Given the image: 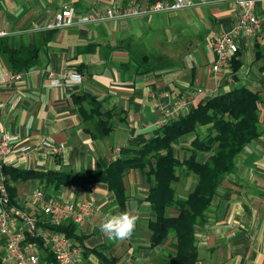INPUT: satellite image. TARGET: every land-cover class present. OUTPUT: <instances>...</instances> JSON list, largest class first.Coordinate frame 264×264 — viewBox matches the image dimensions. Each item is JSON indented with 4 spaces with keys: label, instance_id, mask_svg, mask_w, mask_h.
I'll use <instances>...</instances> for the list:
<instances>
[{
    "label": "crops",
    "instance_id": "1",
    "mask_svg": "<svg viewBox=\"0 0 264 264\" xmlns=\"http://www.w3.org/2000/svg\"><path fill=\"white\" fill-rule=\"evenodd\" d=\"M151 1L0 0V33L5 34L0 36V72L23 74L10 88L0 90V129L18 137L21 146L39 148L15 167L43 174L16 182L15 202L34 214L32 195L37 189L72 202L93 196L94 214L75 226L74 243L83 250L87 264H167L176 253V243L173 236L157 246L151 241L150 185L141 170H128L123 179L124 207L106 184L78 187L64 185L57 178L104 170L124 153L133 154L162 128L156 124L162 117L160 106H170L197 88H203L205 95L195 104L245 87L260 94L261 134L237 157L235 172L225 176L206 221L197 227V264H264V2L255 8L262 25L260 34L254 39H235L237 71L232 61L218 73L212 70L216 60L213 38L231 31L239 21L240 9L230 2L212 0L179 12L47 28L65 6L77 14L105 13ZM158 32L163 37L162 48L173 46L176 55L162 53L151 58L146 52ZM67 71L82 74L83 81L53 87L49 75ZM84 94L114 112V126L107 137L92 136L93 127L81 111L88 113L90 104L80 100L81 109L76 102ZM208 128L202 126L188 138L177 140L176 157L187 159L192 142L197 136L204 137ZM47 139L60 146L59 156L41 150ZM210 155L204 152L198 158L206 161ZM180 179L177 194L185 198L197 180L187 172ZM125 210L138 216L135 231L125 240H109L99 225L106 215ZM168 215L177 217L179 212L169 208ZM0 259L8 264L3 238Z\"/></svg>",
    "mask_w": 264,
    "mask_h": 264
},
{
    "label": "trees",
    "instance_id": "2",
    "mask_svg": "<svg viewBox=\"0 0 264 264\" xmlns=\"http://www.w3.org/2000/svg\"><path fill=\"white\" fill-rule=\"evenodd\" d=\"M238 55L239 52L232 59L235 71L239 69V62L236 61ZM80 100L90 104L88 113L81 107L83 102ZM76 102L85 110L81 111L86 122L93 127L90 130L92 136L96 139L107 137L114 126V112L104 109L101 102L90 94H84L77 98ZM260 102V94L245 87L201 99L188 113L167 123L152 138L145 140L133 154L124 153L104 170L99 169L82 175L61 174L57 179L64 185L74 184L78 187L106 184L124 207L127 194L123 179L128 170H141L150 185L148 201L154 216L149 223V230L153 245H160L173 236L176 253L167 264H197V227L206 221L208 210L218 195L225 176L235 172L237 157L248 144L260 136ZM202 126H209L207 135L197 136L191 144L190 156L183 161L179 160L175 155V142L197 132ZM204 152L211 155L206 161H200L198 156ZM183 172L192 174L197 181L192 192L187 197L180 198L176 187ZM3 173L7 176L12 202L17 206L19 205L15 202V183L43 176L16 167H4ZM169 208H175L179 215L169 216ZM45 226L65 234L73 241L76 239V225L73 223H65L59 227L47 224ZM40 248L46 255V264H57L49 248L43 244H40ZM0 264H4L1 259Z\"/></svg>",
    "mask_w": 264,
    "mask_h": 264
},
{
    "label": "built area",
    "instance_id": "3",
    "mask_svg": "<svg viewBox=\"0 0 264 264\" xmlns=\"http://www.w3.org/2000/svg\"><path fill=\"white\" fill-rule=\"evenodd\" d=\"M230 2L240 9L237 25L228 32L214 37L211 45L216 60L212 70L218 73L231 63L239 51L236 37L256 38L261 30V22L255 12L256 5L264 0H220ZM212 0H156L146 4H129L124 8H111L105 13L77 14L72 7L65 6L55 13L48 29H62L78 24H98L107 20H124L148 17L162 13L179 12L209 4ZM5 35L0 33V36ZM22 73L0 72V90L10 88L14 80L21 79ZM53 87H63L66 84L82 82L84 77L78 72L67 71L62 75H49ZM205 94L203 88H197L170 106H160L161 118L157 121L160 127L177 120ZM38 147L21 146L19 138L10 136L0 129V238H3L7 252L8 264H46L40 244L49 248L57 264H87L84 253L74 241L52 228L65 223L76 226L84 224L95 212L96 200L90 196L78 202L49 196L43 190L37 189L32 195L36 213L30 214L12 202L7 186V176L4 167H15L20 161L28 158ZM41 150L57 157L61 153L60 146L50 139L42 143ZM38 212V214H37ZM41 242V243H40Z\"/></svg>",
    "mask_w": 264,
    "mask_h": 264
},
{
    "label": "clouds",
    "instance_id": "4",
    "mask_svg": "<svg viewBox=\"0 0 264 264\" xmlns=\"http://www.w3.org/2000/svg\"><path fill=\"white\" fill-rule=\"evenodd\" d=\"M137 220L138 216L125 210L115 215H106L99 229L109 240H125L135 231Z\"/></svg>",
    "mask_w": 264,
    "mask_h": 264
},
{
    "label": "rangeland",
    "instance_id": "5",
    "mask_svg": "<svg viewBox=\"0 0 264 264\" xmlns=\"http://www.w3.org/2000/svg\"><path fill=\"white\" fill-rule=\"evenodd\" d=\"M151 25V24H150ZM162 37V34L160 32H158L157 34H153V37H151L150 39V47L151 49H147L146 52H149L150 54V57L151 58H157L160 57V55H163V54H168L169 56H174L177 54V50L173 47V46H168V47H165V48H162V45H161V41L163 40V37ZM154 48V49H152ZM144 51V50H143ZM239 52V51H238ZM163 53V54H162ZM165 55V57H166ZM167 55V56H168ZM205 95V94H204ZM203 95V96H204ZM202 96V97H203ZM201 97V98H202ZM198 104V103H197ZM196 104V105H197ZM207 134H205L206 136ZM189 136H187L188 138Z\"/></svg>",
    "mask_w": 264,
    "mask_h": 264
}]
</instances>
